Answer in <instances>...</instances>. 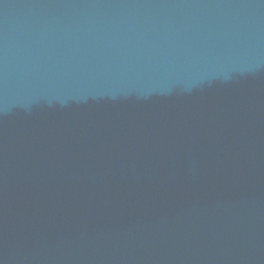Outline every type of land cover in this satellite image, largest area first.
I'll list each match as a JSON object with an SVG mask.
<instances>
[{
    "label": "water",
    "instance_id": "1",
    "mask_svg": "<svg viewBox=\"0 0 264 264\" xmlns=\"http://www.w3.org/2000/svg\"><path fill=\"white\" fill-rule=\"evenodd\" d=\"M0 264H264V0H0Z\"/></svg>",
    "mask_w": 264,
    "mask_h": 264
}]
</instances>
